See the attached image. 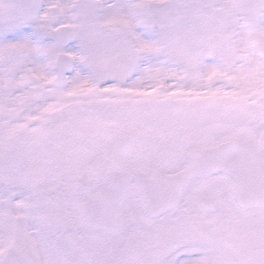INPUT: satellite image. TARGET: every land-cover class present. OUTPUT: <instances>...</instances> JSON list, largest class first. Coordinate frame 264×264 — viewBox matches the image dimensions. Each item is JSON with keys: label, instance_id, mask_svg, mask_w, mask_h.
<instances>
[{"label": "snow or ice", "instance_id": "1", "mask_svg": "<svg viewBox=\"0 0 264 264\" xmlns=\"http://www.w3.org/2000/svg\"><path fill=\"white\" fill-rule=\"evenodd\" d=\"M0 264H264V0H0Z\"/></svg>", "mask_w": 264, "mask_h": 264}]
</instances>
